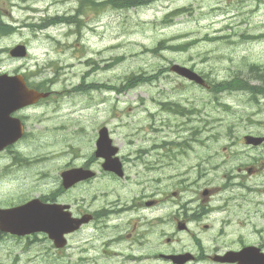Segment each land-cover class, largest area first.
Here are the masks:
<instances>
[{"label":"rangeland","instance_id":"1","mask_svg":"<svg viewBox=\"0 0 264 264\" xmlns=\"http://www.w3.org/2000/svg\"><path fill=\"white\" fill-rule=\"evenodd\" d=\"M105 1L83 0L81 12L82 0H26L17 3L12 18L3 15L14 28L0 31V74H28L32 86L47 79L40 89L55 92L24 114V161L11 166L0 161V205L59 189L61 168L95 159L97 131L104 125L127 176L117 184L106 175L94 180L95 204L117 192L124 202L157 184L180 187L172 181L180 161L199 164L181 178L200 191L223 187L229 168L237 173L239 165L253 167L234 180L242 188L225 194L234 195L233 223L221 239L228 246L235 230L264 245V192L258 190L264 188V144L255 148L245 141L247 134L264 135V0H156L131 8ZM177 9L183 12L175 16ZM80 13L77 21L64 24L54 18ZM191 40L196 42L188 49H165ZM19 44L25 58L10 54ZM174 65L199 75L208 88L173 71ZM131 75L156 78L119 92ZM237 80L253 90L242 83L230 88L228 82ZM170 178L169 186L163 184ZM244 216L247 224L240 227L237 220ZM206 224L211 230L205 239L219 229V218ZM70 242L58 256L45 258L43 246L37 253L1 239L0 264H86L82 258L101 248L95 237Z\"/></svg>","mask_w":264,"mask_h":264},{"label":"flooded vegetation","instance_id":"2","mask_svg":"<svg viewBox=\"0 0 264 264\" xmlns=\"http://www.w3.org/2000/svg\"><path fill=\"white\" fill-rule=\"evenodd\" d=\"M17 3L26 5V0H0V20L3 21V15L6 13L11 14L10 18H12ZM2 24L11 25L9 22H2ZM34 106L31 104L14 108L6 113L5 110L10 109V105L0 101V130H8V136H10L11 128L18 130L25 122L24 114H27V111L32 110ZM25 139L26 134L24 133L23 137L17 139L4 151L17 159L15 151H21ZM94 157V160L86 161L82 167L91 168L99 175H106L117 184L121 178L112 172L102 170V159L96 157L95 153ZM122 158L124 160L123 156ZM124 164V161L121 162L123 170ZM179 164L178 178L172 181L181 184L180 187H163L157 184L147 192L144 189L139 190L124 202L120 201L123 194L117 192L110 200L103 203H100L99 200V203L95 204L98 200L95 197H90L92 189L89 179L78 182L68 189L59 188L48 192L46 196H41V199L49 203L66 204L67 211L70 212L72 218L84 221L82 224L80 223L78 229L66 234L67 242L74 239L81 240L82 237H95L96 241L98 239L101 241L102 246L107 245L106 247L116 250L109 253L128 259L126 264H240L235 261L223 260L221 257L228 250L237 252L244 247L251 246L249 233L237 231L227 242L228 246L226 243H219L215 240L223 235L225 227L233 223L232 210L229 208V203L233 198L220 197L233 189L232 183L229 182L227 187L200 191L196 187H191L196 184L193 185V182H189V180L184 182V179L181 178L185 171L191 170L199 164L186 166L182 161ZM95 167L99 168L95 169ZM181 167L183 170H180ZM146 168L151 170V167L146 166ZM236 168L237 175H240L242 170H246L242 169L240 165ZM252 169L255 170L253 167H250L249 170ZM126 174L127 171L124 170L123 177H126ZM229 177L230 179L235 177V173L230 172ZM170 180L171 178L166 179L163 184L169 186L170 183L167 181ZM81 191L83 193H80ZM62 193H66L67 198L60 197ZM241 196L243 195L237 194V197ZM215 200H219L221 203L216 204ZM218 218L219 231L215 239H210L207 245L208 242L203 238V228L210 229L211 226L206 222ZM247 221L248 217L244 216L237 220V223L240 227H244ZM74 223L76 222L74 221L72 224ZM68 227L71 225L69 224ZM37 235H42L43 240L48 241L50 251L56 253L62 250L56 248L43 234L18 237L0 232V237L3 239L18 237L28 240ZM103 239L108 241L105 242ZM84 241L90 242L89 239H84ZM254 245L264 252V245H260L258 242H255ZM93 264H98L95 259Z\"/></svg>","mask_w":264,"mask_h":264},{"label":"water","instance_id":"3","mask_svg":"<svg viewBox=\"0 0 264 264\" xmlns=\"http://www.w3.org/2000/svg\"><path fill=\"white\" fill-rule=\"evenodd\" d=\"M11 53H12V55L23 56L25 54V47L22 45L17 46L16 48L11 50ZM172 70L183 75V76H186L189 79L196 81L197 83H201V84L203 83V80L201 79L200 76H198L197 74L193 73L192 71H190L189 69H187L185 67H180L178 65H174L172 67ZM21 82L23 83V81H21ZM21 91L26 92L27 95L24 97L14 95V93L17 92L14 88V84L10 85L8 88H6V86L0 88V93L2 94V96H3V93H5V95L6 94L8 95V93L10 92V96H5V98L9 99L11 101V104H12V102L15 103L17 100H23V101L26 100V103H29V102L37 99L40 96H45V94L38 93L34 90H30L28 88H25L23 86V84H22V90ZM251 141L254 143H257V142L261 141V138H251ZM96 147H97L96 155L97 156H103L105 158V162L103 165L104 168L120 174V165L117 161V158L111 157L112 154H114L116 152V149L111 146V140L108 137V132H107L106 128H102L99 131V137H98L97 142H96ZM0 220H1V222H3L2 226L5 229L8 226V224L1 217H0Z\"/></svg>","mask_w":264,"mask_h":264},{"label":"trees","instance_id":"4","mask_svg":"<svg viewBox=\"0 0 264 264\" xmlns=\"http://www.w3.org/2000/svg\"><path fill=\"white\" fill-rule=\"evenodd\" d=\"M152 1H156V0H106L105 2L108 3V4H112L113 6H116V7L131 8V7L144 6V5H147V4L151 3ZM182 12H183V10L177 9V10H174V12L172 14L177 16V15H179ZM172 17H174V16H170V18H172ZM167 21H169V20H167ZM195 42H196V40H194V41H192V40L191 41H186L184 43H181L178 48H171L170 46H168L165 49H167V48H169V49H180V50L181 49H188L189 46L191 44L195 43ZM162 43L163 42H161V44ZM158 48H163V47L159 46V47H156L155 49L153 48V51H157ZM152 78H156V77L155 76L131 75L124 81V83H122V86L120 88H117V89L120 92L123 89H126V88H128V87H130V86H132L134 84L139 83L140 81L150 80ZM261 80L264 81V76L261 77ZM228 83H229L230 88L234 87L236 84H237V86H241L240 83H242L243 84L241 86L242 88L245 87L247 89L253 90L246 83L241 82V80L231 81V82L229 81ZM221 86H223L224 88H228L226 83H221ZM241 87H239L238 89H240ZM261 92L264 93V90L261 91Z\"/></svg>","mask_w":264,"mask_h":264},{"label":"bare ground","instance_id":"5","mask_svg":"<svg viewBox=\"0 0 264 264\" xmlns=\"http://www.w3.org/2000/svg\"><path fill=\"white\" fill-rule=\"evenodd\" d=\"M157 164V163H156ZM253 194V193H252ZM247 195V194H246Z\"/></svg>","mask_w":264,"mask_h":264}]
</instances>
